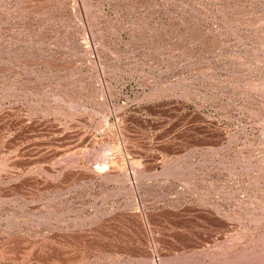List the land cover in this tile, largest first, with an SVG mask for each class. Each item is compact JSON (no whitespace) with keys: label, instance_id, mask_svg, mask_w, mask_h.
<instances>
[{"label":"rangeland","instance_id":"rangeland-1","mask_svg":"<svg viewBox=\"0 0 264 264\" xmlns=\"http://www.w3.org/2000/svg\"><path fill=\"white\" fill-rule=\"evenodd\" d=\"M0 264H264V0H0Z\"/></svg>","mask_w":264,"mask_h":264}]
</instances>
